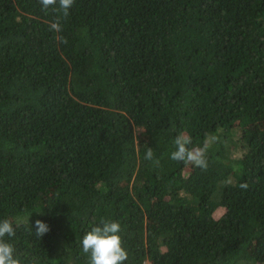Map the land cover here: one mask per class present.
Returning a JSON list of instances; mask_svg holds the SVG:
<instances>
[{
  "label": "trees",
  "instance_id": "trees-1",
  "mask_svg": "<svg viewBox=\"0 0 264 264\" xmlns=\"http://www.w3.org/2000/svg\"><path fill=\"white\" fill-rule=\"evenodd\" d=\"M180 133L206 170L170 159ZM3 219L21 264H89L102 220L124 264H264V0H74L67 17L0 0Z\"/></svg>",
  "mask_w": 264,
  "mask_h": 264
},
{
  "label": "clouds",
  "instance_id": "clouds-1",
  "mask_svg": "<svg viewBox=\"0 0 264 264\" xmlns=\"http://www.w3.org/2000/svg\"><path fill=\"white\" fill-rule=\"evenodd\" d=\"M43 9L55 6L57 0H40ZM60 9L63 10L65 17L69 14V9L73 6L74 0H58ZM50 30L61 31L59 20L50 25ZM61 42L66 43V39L61 38ZM175 150L170 154V159L183 162L202 170L208 167L207 150L208 145L203 147H189L192 144L190 136L180 133L173 141ZM146 160L154 161L159 164V160H154L152 148H148L144 157ZM242 189H247L248 185L242 183L239 185ZM35 235L41 238L49 231V226L41 220L35 221ZM121 224L115 221L102 220L100 225L91 227L82 238V251L88 254L89 264H124L128 258V253L122 246ZM16 235L13 222L10 219L0 220V264H21L19 258L15 255V248L12 243L7 242L5 237L11 239Z\"/></svg>",
  "mask_w": 264,
  "mask_h": 264
},
{
  "label": "rangeland",
  "instance_id": "rangeland-1",
  "mask_svg": "<svg viewBox=\"0 0 264 264\" xmlns=\"http://www.w3.org/2000/svg\"><path fill=\"white\" fill-rule=\"evenodd\" d=\"M187 172H189V169H187ZM224 212V210L223 209H220L218 212H217V215H220V214H222Z\"/></svg>",
  "mask_w": 264,
  "mask_h": 264
}]
</instances>
